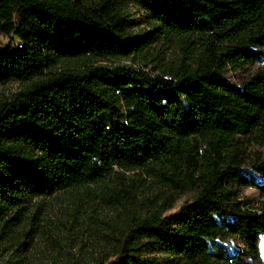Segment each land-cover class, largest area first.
I'll return each mask as SVG.
<instances>
[{
	"label": "trees",
	"instance_id": "1",
	"mask_svg": "<svg viewBox=\"0 0 264 264\" xmlns=\"http://www.w3.org/2000/svg\"><path fill=\"white\" fill-rule=\"evenodd\" d=\"M263 66L264 0H0V239L83 189L123 215L93 264H253Z\"/></svg>",
	"mask_w": 264,
	"mask_h": 264
},
{
	"label": "rangeland",
	"instance_id": "2",
	"mask_svg": "<svg viewBox=\"0 0 264 264\" xmlns=\"http://www.w3.org/2000/svg\"><path fill=\"white\" fill-rule=\"evenodd\" d=\"M129 16L138 22L135 31H144L141 24L144 15L137 8L128 7ZM137 61V59H135ZM120 65L134 67L141 63L120 61ZM264 67V66H263ZM233 80L239 82L245 78L233 74ZM18 84H9L1 88L5 95L17 93ZM192 196L187 194L180 198L165 215L174 214ZM253 188H243L240 201L246 207H256L260 201ZM136 208V207H135ZM34 215L23 217V222L12 234L0 239V264L19 262L17 264H54L65 261H77L79 264H93L100 256L111 254V228L119 225L122 214L111 210V206L92 190H72L60 193L47 200L40 201ZM27 232V236H23ZM229 246L246 252L242 240L235 239L227 243ZM259 259L253 264H264V235L257 243ZM162 254H141L142 259L157 260ZM160 263V260L157 261Z\"/></svg>",
	"mask_w": 264,
	"mask_h": 264
}]
</instances>
